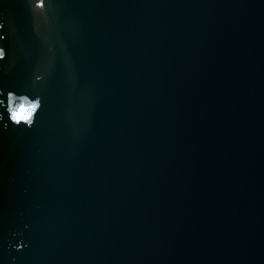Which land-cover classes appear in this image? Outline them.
<instances>
[{
	"label": "water",
	"instance_id": "95a60500",
	"mask_svg": "<svg viewBox=\"0 0 264 264\" xmlns=\"http://www.w3.org/2000/svg\"><path fill=\"white\" fill-rule=\"evenodd\" d=\"M46 4L0 0L43 102L0 106V264H264V0Z\"/></svg>",
	"mask_w": 264,
	"mask_h": 264
},
{
	"label": "clouds",
	"instance_id": "9594fccd",
	"mask_svg": "<svg viewBox=\"0 0 264 264\" xmlns=\"http://www.w3.org/2000/svg\"><path fill=\"white\" fill-rule=\"evenodd\" d=\"M29 7L31 11L38 15L46 17L47 4L46 0H29ZM5 25L0 23V32H3ZM7 34L0 35V41L7 40ZM7 57L6 50L0 47V61H5ZM0 70H3V65H0ZM43 78L37 76L36 80L40 81ZM3 92L0 91V96ZM0 106H4L7 109L8 120L15 126H26L32 128L35 123L37 116L43 108L42 98L37 96L35 99L30 98L28 95H17L14 92H8L7 104H4L3 100H0ZM0 120H3V116L0 115ZM7 127V124L5 125ZM26 245H21L16 248L17 251L22 250Z\"/></svg>",
	"mask_w": 264,
	"mask_h": 264
}]
</instances>
